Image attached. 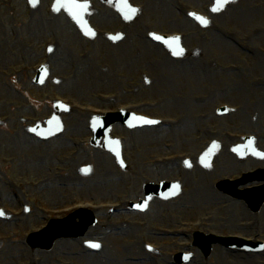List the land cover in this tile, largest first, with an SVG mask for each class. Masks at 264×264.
<instances>
[{
	"label": "rangeland",
	"instance_id": "374dc122",
	"mask_svg": "<svg viewBox=\"0 0 264 264\" xmlns=\"http://www.w3.org/2000/svg\"><path fill=\"white\" fill-rule=\"evenodd\" d=\"M2 1L5 0H0V9L1 7L6 8L5 5H2ZM158 3H161L163 0H156ZM213 0H181V2L183 4H188L187 9H197L200 12H203L207 15H209L208 13V5L212 4ZM94 7L97 9L98 7L102 6L104 9H106L105 6H103V4H101L98 0H92ZM145 3L146 8H148L151 12V16L147 19H145L144 16H142V18L140 17L136 22H134L131 26L127 27V37L129 38V36L131 38H135V36H140L141 34L143 35V37L146 36L148 34V32H152V31H157V32H164V33H176V32H180V33H184L187 35V39L184 42L186 48L189 50V54L192 55V53L196 54L197 56H202L203 57L207 54L211 60L207 59L205 56L204 60L199 59L198 61H196L195 59H187V60H193L195 62H199L204 64V61H207L208 63H210L211 65H208L204 68H199V75H201L203 78H205V84L203 86L207 85L208 82V75L210 72H216L217 76H214L213 78H209L210 80H212L213 86L214 87H219L222 83L226 84L228 83V79H227V72H229V66L230 65H235V62L237 60V56L241 59H243L242 52L238 50V48H236V46H234L233 44H231L230 42L226 41V36H230L233 35V38L236 41H240L241 39H243V37L245 36H251L253 30H261L262 33L261 35H259L256 38L262 37L264 35V19L263 16L261 15L262 10L264 11V0H239V2L236 5H232L231 7H228L226 9V11L220 15H210L212 17V24L210 26L209 29L207 30H203L201 28H199V26L193 22L194 24V29H197L198 31H200L202 33V35L199 33L200 35V39L202 42L207 43V37L211 38L208 36V30L210 29H215L217 28L218 31V38L215 36H213V41L214 44L215 42L217 43L218 41V46L223 47L222 41L228 42L230 43V46L232 47V49H234V51H236V55L237 56H232L230 57V52H228L227 50L223 49H218V48H211V49H207L203 46V44L201 42L197 43L196 41H191L193 40L192 38V31L191 29L188 27L192 26L191 23H185L181 26V28H169L166 25V20H172L174 17H177V12L178 11H171L168 13V15L166 16L165 11L162 12V16H159V14L157 16H153L152 18V11L153 9L157 6L156 2H154L153 0H136L134 1V3ZM14 3L17 6L16 12H17V19L20 20V22H27L29 20V15L28 12H26L24 14V3L23 0H14ZM172 9L175 6H172V4H174L173 0L169 1ZM52 4V1L47 2V5ZM175 4L176 6H180V2L178 0H175ZM46 7L47 6H41L40 9L38 10L40 13L34 15L33 19L34 21H36L38 18H40V16H44L47 18L46 15ZM169 7V8H171ZM239 8V10L236 11V13L234 14H229L230 11H234V8ZM242 8V9H241ZM255 8V10L253 11V9ZM185 9V11L187 10ZM244 9V10H243ZM111 10V9H109ZM241 10V13H238ZM259 12H261L260 14H258ZM179 13V12H178ZM113 16V15H112ZM166 16V17H165ZM6 17L5 14V10H0V18H1V22L4 23V18ZM49 18V17H48ZM114 18V16H113ZM179 18L180 19H184V16H182L181 14H179ZM53 19H56L55 16H53ZM61 20L62 23H67L66 17L61 15L60 19H56L55 25L56 23L58 24V22ZM91 20L93 21V23L95 25L97 24H104L106 25L107 23L102 21V18H100L98 15H94ZM188 20V19H187ZM101 21V22H99ZM179 21V19L176 20V22ZM171 25V21L167 22ZM63 25V24H62ZM72 25V24H71ZM154 26V27H153ZM163 27V28H162ZM171 27V26H170ZM63 28H60V30H63L66 33V36L63 37V39L61 41H63L64 43H67L66 41V37L69 36L70 40H82V42H86L81 35L77 32L76 28L74 27V25H72L71 29L66 27V25H63ZM104 28H106V26H104ZM220 38V40H218ZM255 38V37H254ZM49 40V39H48ZM194 40H197L194 38ZM254 41V39H253ZM252 41L251 45L254 44ZM90 43V42H88ZM147 43H150L147 41ZM209 43V42H208ZM227 43V44H228ZM152 44V43H150ZM193 46L199 47L197 49L193 48ZM261 48V52H264V43H261L260 45ZM128 49V48H127ZM231 49V50H232ZM201 52L200 55H198L197 53ZM262 56H264V53L261 54ZM33 60V57L29 56V54L25 55L24 61L22 66L25 67L26 63H29ZM186 60V61H187ZM250 60V59H249ZM185 62V61H184ZM183 63V62H182ZM180 63V64H182ZM239 61L236 63L237 66H240L241 69H244V64L243 63H239ZM142 66L145 67L144 62L142 63ZM187 66L182 67L181 65H179V67H173V74L175 76V82L177 84V87L179 86V81L180 79L183 77L181 74L184 73H188L190 72V66L191 64ZM189 69V70H188ZM14 70H16L17 72H20V68H15ZM162 70V68H161ZM163 72H162V76H163ZM72 82L75 81V77L73 75L70 76ZM64 78H68L66 76H64ZM219 78V79H218ZM224 78V82H219V80ZM80 82L83 83V79H79ZM158 84H162L160 82H158ZM227 85V84H226ZM202 86V87H203ZM93 88L95 90H102V89H111L112 86L105 83V82H97L96 84L93 85ZM192 88L195 90V94L194 95H201V92L199 90H197V86L195 85V82H193ZM201 88V87H199ZM64 94L69 97H77V95L70 91V90H63ZM228 90L224 91V96H227ZM87 97L84 98V100L81 102L82 104L88 105V104H92L96 98L91 100V97L93 95V93L91 92V90L86 91ZM52 94H49V96L51 97V101H52ZM161 98V97H160ZM174 98L177 99L178 98V94L177 92H174ZM162 99V98H161ZM236 99V98H235ZM259 94L258 93H253L252 96V101H251V105L250 106H245L246 108H249L253 111H257V110H261L262 106L259 103ZM0 117H6V116H10L11 115V111L7 109V107L4 105V102H6L12 109H16L14 112L16 114V116L13 119H10V122L7 123L4 126H0V184H2V179H4L5 181L9 178V181L7 182V187L10 189V194L8 195L7 192H2L0 193V201H2L3 199L7 200L9 199L10 196V203L9 205L12 206L14 209H20L23 205H25V203H27L26 201L29 200L30 198L27 197V195H23L19 192H17L16 190H13L10 188V176H9V168L11 166V162L13 159H19L22 157H34L37 156L36 158L38 159H43V158H48L46 159V167H44V169H46L48 172H51L55 169V165L52 167L53 170H50L49 168L52 166V162L50 158L53 157H60L62 159H66L67 161H69L70 166L68 164H63L60 162V169L63 170V172H61V174H64V177H62L63 183H75L78 184L79 186L78 188V199H81L83 201L90 199V201H100V202H104V201H116V200H120V199H100V195L99 193L102 192V189L97 185L99 180L103 179L104 177L113 180L115 179L119 185L114 187L113 192L118 195L121 196V194L123 193V183H132L133 182V177L131 174L134 173V170L139 166L140 162L138 161L140 156L138 154V152H131L130 150V145H131V138L132 136H130V133H128L127 131H125L124 129H116L115 130V134L114 136H124L128 139V141L124 142V152L126 153V156L128 157V159L130 158V160L132 161L131 169L130 172L128 173H123L122 171H120L114 161L112 159H110V156H97L94 155V159L91 158V155L94 152H103L101 149H94L93 147H91L90 144H87L86 147L82 148V152L76 157V158H72V152L76 151L78 148L72 146L73 142H79L81 140L83 141H88V138L92 136V134L90 132H88L87 130V126L89 123V117L88 116H84V118H82L81 115H77V114H68L64 116V120H65V124H66V129H68L69 127H74V125L76 124H80L86 131V133L82 136H79L77 138H73V139H68L67 135H62L60 136V138L55 139L54 141L48 142L49 144L46 145H41L40 142L36 141L35 139L30 138L29 133H28V129L26 127H24V125L20 124V123H16L15 121H19L22 118L27 117L29 114L28 110L30 109H37L38 107L36 106L35 102L33 103H28L25 104L23 102H19L17 101L16 103L13 102V98L10 97L8 94L5 93H1L0 94ZM230 100V99H229ZM228 100V101H229ZM174 102H176V100H174ZM240 101H236L235 105H237ZM220 103L225 104L226 101L222 100ZM219 104H213L212 105V109H210L209 113H210V119L213 118V116L216 118V116L214 115L213 109H215V107ZM234 105V104H231ZM242 107V106H240ZM255 108H257V110H255ZM188 111H191V107L188 108ZM171 114L174 115H178L177 113H173L170 109L169 111ZM45 115L47 116V112L45 113ZM36 119H40L41 117L38 115L34 116ZM181 118L185 117V116H180ZM70 118V120H68ZM186 119V117H185ZM189 123H188V127L190 129H193L192 124V120L191 118H188ZM224 120V119H223ZM226 120V119H225ZM229 120V119H228ZM231 121V120H230ZM250 124H246L245 127L246 128H252V126L255 128V130L258 129V127L261 125V121L257 122L256 120H252V119H248ZM82 122V123H80ZM233 126V125H230ZM15 131L17 132L16 135L22 133L23 135H25L26 137H29L30 139L34 140L36 142V144H29L28 146H24L23 143L20 144L21 148H24L25 152H18L15 153L14 151L18 148H20L17 144L12 142V136L11 133ZM159 132H164L166 130H163L162 128H160L158 130ZM67 132V130H66ZM214 134L211 136H209L208 141L205 143L204 141V146L200 149V152H202L206 146L209 144V142H211V139L213 137H217L218 133L221 132V139L226 141L229 145H232V143H230V141L227 139L226 137V131L225 130H221L218 132L217 129L213 130ZM231 133H234L233 130L230 131ZM160 135V134H159ZM202 134H198L196 136H200ZM163 136V135H160ZM23 139V137L21 138ZM26 139V138H25ZM14 141H17V138L15 136ZM154 141V139H147V138H141V145L143 147L146 146V144L148 142ZM166 143H173V142H168L165 139L161 141V145L162 147H165ZM104 143H101L100 146H103ZM20 148V149H21ZM37 149L36 152H32L30 150L32 149ZM23 149V150H24ZM199 151V150H198ZM183 153L186 154L189 158H193V154L189 155L186 152H184L182 149L180 150H176L173 152H167L165 151L164 153H159L156 156L160 157L162 155H169L170 153ZM199 152V153H200ZM228 152V149L225 151ZM224 152V153H225ZM222 155V154H221ZM229 156H231L229 154ZM5 158L7 160H9V162H7V165H3L1 163V159ZM148 158H144L143 161H145L148 164L147 161ZM112 160V161H111ZM225 160L220 159V157L215 161L214 164V169L212 171H210V176H209V181L214 178V176L217 175V164L221 163ZM227 162V160H226ZM249 163H251V161H247ZM32 161H28V160H23L20 161L18 163V166H21L23 169H25L28 173L26 174V178H31L34 176V174L29 173V168L31 165ZM241 164V163H239ZM84 165H92L94 173L92 176L90 177H82V175H80L78 173V168ZM242 166V165H241ZM148 172H151V167H149ZM5 175H8V177H4ZM127 174V175H126ZM224 176H220V177H233L236 176L230 169L225 170V172L223 173ZM147 177V176H146ZM68 178H70L71 180L69 181ZM72 179H76L75 181H72ZM173 179V178H172ZM33 181H38L39 179H31L30 182ZM72 181V182H71ZM129 191H133L134 190V186L132 187H127L125 188ZM124 189V190H125ZM72 188L70 187V195H74L76 196V193L72 192ZM9 192V191H8ZM138 189L136 188V191L134 192V194L137 195ZM127 194V193H126ZM98 195L99 198L96 196ZM106 196H110L109 194H106ZM135 197V196H134ZM13 200V201H12ZM122 201H135L136 198H125L124 195H122L121 197ZM29 203V202H28ZM3 205V204H0ZM38 214V210H34L32 209V215ZM103 217V216H102ZM12 218V216H11ZM10 218V219H11ZM9 217L5 220H1L2 222H6L7 223V227H2L0 226V231H10V227L13 223L18 222L21 220L20 219H16L14 218L13 220H10ZM105 221L108 220V218H104ZM103 221V220H102ZM112 224H116V226H120V221L113 219L112 220ZM102 230H106V227H102ZM115 227H114V231H115ZM19 231H15V233H18ZM101 232V231H99ZM10 236V235H9ZM109 237V233H107V235L104 236V240L107 241ZM23 238L24 236L22 235L20 237V241L23 243ZM114 238H121L120 234H117ZM112 238V245L116 246L117 249L114 250V248H111L110 252L108 255H106L104 257V253L101 252L99 254L96 255V258L87 260L84 264H127L126 261L128 258H135V257H140V256H147L148 253L145 252L143 253L141 246H138L136 248V245H134L133 250L131 249H127L124 252L121 253L122 251V241L120 239L116 240ZM7 241V238H4V245L5 242ZM102 242L100 240L97 239V237H87L81 241H77L75 244L78 245L82 251H85L86 248L85 243L88 242ZM63 247L69 251L71 248V244L67 243V242H63L62 243ZM59 246V245H58ZM22 247V251L20 253L17 254L16 257L12 258L10 257V252L6 255L3 254V251L0 253V264H8L7 262H9L11 260V262H16L17 264H20V262L22 264H36L34 262V258H42L44 260L43 264H54V262L51 260V255H39V254H31L29 251L25 250V248L21 245ZM5 248V246H4ZM89 252V251H87ZM144 254V255H143ZM171 253H169L170 255ZM149 257V256H148ZM168 264H171L170 262H168Z\"/></svg>",
	"mask_w": 264,
	"mask_h": 264
},
{
	"label": "water",
	"instance_id": "95a60500",
	"mask_svg": "<svg viewBox=\"0 0 264 264\" xmlns=\"http://www.w3.org/2000/svg\"><path fill=\"white\" fill-rule=\"evenodd\" d=\"M76 8H78V6L77 5H74ZM129 12H131V11H129ZM129 15H132V13H129ZM176 55H181V52L180 51H177L176 53H175ZM113 123H115V121H111V120H108L106 123H105V128L108 130L109 129V127L113 124ZM101 134V133H100ZM101 137V135H98V137L97 138H100ZM66 230V229H65ZM63 235H65V233L63 232V231H60V235L59 236H63ZM55 239V238H54Z\"/></svg>",
	"mask_w": 264,
	"mask_h": 264
},
{
	"label": "bare ground",
	"instance_id": "6f19581e",
	"mask_svg": "<svg viewBox=\"0 0 264 264\" xmlns=\"http://www.w3.org/2000/svg\"><path fill=\"white\" fill-rule=\"evenodd\" d=\"M231 12L234 13V11H232V10H231ZM222 45H223L225 48L227 47V44H226V43H223ZM147 46H148V45H147ZM158 54L161 55L160 52H158ZM252 165H253V164H251V166H252ZM217 171H218V170H217ZM224 212H225L224 210H222L221 212H216V217L219 219L220 216H222V214H224ZM135 232H136V231H135ZM237 256H238V255H236V256H234V257H237ZM253 260H254V258H253Z\"/></svg>",
	"mask_w": 264,
	"mask_h": 264
},
{
	"label": "snow or ice",
	"instance_id": "6c2138e0",
	"mask_svg": "<svg viewBox=\"0 0 264 264\" xmlns=\"http://www.w3.org/2000/svg\"><path fill=\"white\" fill-rule=\"evenodd\" d=\"M59 2V0H58ZM217 3L220 4L221 3V0H217ZM218 9L217 8H213V11H217ZM132 12H135L136 10L135 9H131ZM201 23H204V24H207V21L206 20H201ZM93 247H99L98 245H93Z\"/></svg>",
	"mask_w": 264,
	"mask_h": 264
}]
</instances>
